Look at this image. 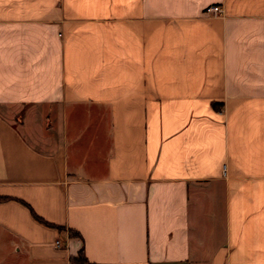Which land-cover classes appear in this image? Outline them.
Listing matches in <instances>:
<instances>
[{"label": "crops", "instance_id": "obj_1", "mask_svg": "<svg viewBox=\"0 0 264 264\" xmlns=\"http://www.w3.org/2000/svg\"><path fill=\"white\" fill-rule=\"evenodd\" d=\"M79 256L264 264V0H0V264Z\"/></svg>", "mask_w": 264, "mask_h": 264}, {"label": "built area", "instance_id": "obj_2", "mask_svg": "<svg viewBox=\"0 0 264 264\" xmlns=\"http://www.w3.org/2000/svg\"><path fill=\"white\" fill-rule=\"evenodd\" d=\"M206 13H208V14H210V15H212V16H214V15H218V14L221 13V9H220V7L217 6V5L209 6V7L206 9ZM55 245H56L57 247H59V246H60V243H59L58 241H56V242H55Z\"/></svg>", "mask_w": 264, "mask_h": 264}, {"label": "trees", "instance_id": "obj_3", "mask_svg": "<svg viewBox=\"0 0 264 264\" xmlns=\"http://www.w3.org/2000/svg\"><path fill=\"white\" fill-rule=\"evenodd\" d=\"M73 261L77 264H85V260L81 256H79L77 259H74Z\"/></svg>", "mask_w": 264, "mask_h": 264}]
</instances>
